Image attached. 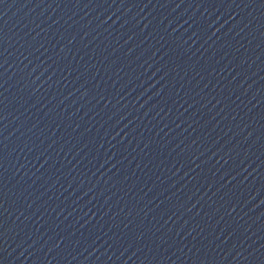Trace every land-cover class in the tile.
Returning <instances> with one entry per match:
<instances>
[{
    "label": "water",
    "instance_id": "water-1",
    "mask_svg": "<svg viewBox=\"0 0 264 264\" xmlns=\"http://www.w3.org/2000/svg\"><path fill=\"white\" fill-rule=\"evenodd\" d=\"M0 264H264V0H0Z\"/></svg>",
    "mask_w": 264,
    "mask_h": 264
}]
</instances>
